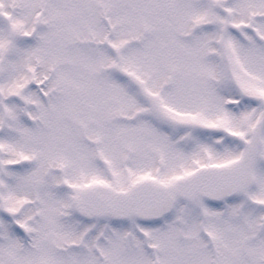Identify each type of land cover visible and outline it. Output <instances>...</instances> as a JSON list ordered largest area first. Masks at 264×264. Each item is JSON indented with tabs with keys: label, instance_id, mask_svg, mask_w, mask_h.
Returning a JSON list of instances; mask_svg holds the SVG:
<instances>
[{
	"label": "snow or ice",
	"instance_id": "6c2138e0",
	"mask_svg": "<svg viewBox=\"0 0 264 264\" xmlns=\"http://www.w3.org/2000/svg\"><path fill=\"white\" fill-rule=\"evenodd\" d=\"M0 264H264V0H0Z\"/></svg>",
	"mask_w": 264,
	"mask_h": 264
}]
</instances>
